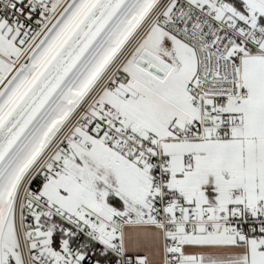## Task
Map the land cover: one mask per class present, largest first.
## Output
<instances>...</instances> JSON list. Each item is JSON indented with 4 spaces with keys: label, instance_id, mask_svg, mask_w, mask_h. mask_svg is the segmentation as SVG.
I'll use <instances>...</instances> for the list:
<instances>
[{
    "label": "snow or ice",
    "instance_id": "obj_1",
    "mask_svg": "<svg viewBox=\"0 0 264 264\" xmlns=\"http://www.w3.org/2000/svg\"><path fill=\"white\" fill-rule=\"evenodd\" d=\"M0 264H264V0H0Z\"/></svg>",
    "mask_w": 264,
    "mask_h": 264
}]
</instances>
